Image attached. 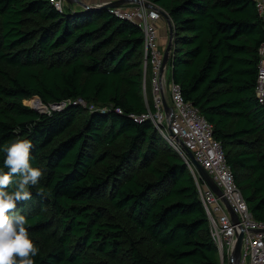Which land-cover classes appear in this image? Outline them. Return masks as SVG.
I'll use <instances>...</instances> for the list:
<instances>
[{
    "label": "trees",
    "instance_id": "16d2710c",
    "mask_svg": "<svg viewBox=\"0 0 264 264\" xmlns=\"http://www.w3.org/2000/svg\"><path fill=\"white\" fill-rule=\"evenodd\" d=\"M146 1L172 25L168 80L211 124L264 222V107L254 95L264 22L253 1ZM142 43L137 25L104 9L0 0V171L3 146L30 140L42 176L16 211L35 264H220L191 172L150 121L131 117L151 107ZM31 99L48 111L24 105Z\"/></svg>",
    "mask_w": 264,
    "mask_h": 264
},
{
    "label": "built area",
    "instance_id": "2783aa9c",
    "mask_svg": "<svg viewBox=\"0 0 264 264\" xmlns=\"http://www.w3.org/2000/svg\"><path fill=\"white\" fill-rule=\"evenodd\" d=\"M48 1L59 12H62L66 4L64 0ZM115 1L118 0H95L93 7L99 8ZM131 1L120 7L107 9L116 18L137 25L143 35V70L145 73L147 67L149 68L151 107H146V112L140 116L131 117L138 123L150 121L162 139L183 160L191 172L208 218L210 237L217 249L220 264H229L236 234L241 231H243V241L239 264H264V222L255 220L249 211L245 199L235 184L221 144L213 137L211 124L200 114L197 107L184 100L179 85L168 80L167 69L162 72L164 49L159 45L156 23L163 16V10L145 0ZM252 1L256 13L264 22V0ZM86 7L89 8L87 5ZM257 56L254 95L258 104L264 107V42L259 46ZM163 99L172 109L167 132L164 131L166 119ZM63 106L64 104L50 108L60 110ZM41 107L42 112L48 111L45 106L41 105ZM186 150L193 155L195 162L205 170L220 189L221 197L236 215V223L230 218L221 199L198 174H195L196 169Z\"/></svg>",
    "mask_w": 264,
    "mask_h": 264
},
{
    "label": "clouds",
    "instance_id": "9594fccd",
    "mask_svg": "<svg viewBox=\"0 0 264 264\" xmlns=\"http://www.w3.org/2000/svg\"><path fill=\"white\" fill-rule=\"evenodd\" d=\"M31 148V141L21 137L3 146L9 171H0V264H35L33 257L39 253L25 227L26 217L16 211L18 202L32 198L29 186L42 176L40 169L31 166Z\"/></svg>",
    "mask_w": 264,
    "mask_h": 264
},
{
    "label": "water",
    "instance_id": "95a60500",
    "mask_svg": "<svg viewBox=\"0 0 264 264\" xmlns=\"http://www.w3.org/2000/svg\"><path fill=\"white\" fill-rule=\"evenodd\" d=\"M64 2L67 5H77V6H80L82 8H87L86 5H84V3H82L81 0H64ZM128 2H132V1L131 0H118V1L106 4V5H103L99 8L104 9V10H107L109 8H117V7H120L123 4L128 3ZM163 15L165 16L166 21H167V25H168V42H167V45H166L164 52H163L162 72H164V70L167 69L169 53L171 51V41H172V36H173V29H172V25H171V22L169 20V17L165 13ZM36 100H38V99H36ZM162 103H163V111H164V115H165V119H166V123H167V127H168L169 123H170V116L172 114V109L168 105V103L165 99H163ZM186 152H187L188 157L190 158L192 164L194 165L198 176L203 180V182L206 183V185L213 191V193L221 199V201H222L223 205L225 206V209L228 212L230 218L236 223L237 222L236 215L231 211L229 206L225 203L224 199L221 197L220 189L213 182V180L208 176V174L205 172V170L195 162L193 155L187 150H186ZM242 241H243V231L236 234V242H235L234 248H233L232 253H231L229 264H239Z\"/></svg>",
    "mask_w": 264,
    "mask_h": 264
},
{
    "label": "crops",
    "instance_id": "0c3cea01",
    "mask_svg": "<svg viewBox=\"0 0 264 264\" xmlns=\"http://www.w3.org/2000/svg\"><path fill=\"white\" fill-rule=\"evenodd\" d=\"M93 3L95 0H92ZM158 35H159V45L161 48L165 49L168 42V25L165 16L163 15L159 21L156 23ZM169 75V70H167V78Z\"/></svg>",
    "mask_w": 264,
    "mask_h": 264
},
{
    "label": "rangeland",
    "instance_id": "374dc122",
    "mask_svg": "<svg viewBox=\"0 0 264 264\" xmlns=\"http://www.w3.org/2000/svg\"><path fill=\"white\" fill-rule=\"evenodd\" d=\"M82 3H84V5H87L89 7H93V5L95 4V3H93L92 0H82ZM167 99H168V97H167ZM24 105H26L29 108L36 109L37 111H42L43 110V108L41 107L40 102L38 100H36V99H31V100H28V101H24ZM146 107H149L147 102H146ZM164 125H165L164 131L167 132V125H166L165 121H164ZM195 174H197L196 170H195Z\"/></svg>",
    "mask_w": 264,
    "mask_h": 264
}]
</instances>
